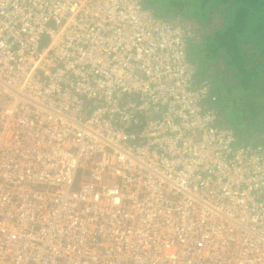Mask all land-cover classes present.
<instances>
[{"label": "built area", "instance_id": "1", "mask_svg": "<svg viewBox=\"0 0 264 264\" xmlns=\"http://www.w3.org/2000/svg\"><path fill=\"white\" fill-rule=\"evenodd\" d=\"M143 0H0V264H264V145Z\"/></svg>", "mask_w": 264, "mask_h": 264}, {"label": "trees", "instance_id": "2", "mask_svg": "<svg viewBox=\"0 0 264 264\" xmlns=\"http://www.w3.org/2000/svg\"><path fill=\"white\" fill-rule=\"evenodd\" d=\"M143 2L160 17L182 15L183 21L193 18L202 25L221 15L220 26L189 39L187 56L199 77L213 81L211 92L220 104L216 123L233 129L236 145H264V0ZM223 73L231 75L228 86Z\"/></svg>", "mask_w": 264, "mask_h": 264}, {"label": "rangeland", "instance_id": "3", "mask_svg": "<svg viewBox=\"0 0 264 264\" xmlns=\"http://www.w3.org/2000/svg\"><path fill=\"white\" fill-rule=\"evenodd\" d=\"M165 18H169V20L177 21V22H185V21H183V19L187 20V18L183 17L182 15L165 17ZM188 21H191V23L194 25L195 37L197 36V38H198V37H201L202 33H204L206 30H209L211 26L212 27L220 26L223 20L221 18V15L219 14V15H215L214 17H212L211 20L208 23H206V25H202V24L198 23V21H195L193 18H191V20H188ZM211 69H213V70L216 69L215 65H213V68H211ZM222 79H224L227 86L230 85L232 82L231 75L227 74V73L222 74Z\"/></svg>", "mask_w": 264, "mask_h": 264}, {"label": "crops", "instance_id": "4", "mask_svg": "<svg viewBox=\"0 0 264 264\" xmlns=\"http://www.w3.org/2000/svg\"><path fill=\"white\" fill-rule=\"evenodd\" d=\"M153 13H154V10H153ZM154 14L157 15L156 13H154ZM157 16H158V15H157ZM194 65H195V63H194ZM194 68H195V77H196L197 81H199V80H200L201 78H203V77H204V78H205V77H207V78L209 77V76H207V75H206V76H203V77H199V76L197 75V73H196L197 66L195 65ZM196 75H197L198 77H197Z\"/></svg>", "mask_w": 264, "mask_h": 264}, {"label": "clouds", "instance_id": "5", "mask_svg": "<svg viewBox=\"0 0 264 264\" xmlns=\"http://www.w3.org/2000/svg\"><path fill=\"white\" fill-rule=\"evenodd\" d=\"M191 22V21H190ZM195 36V35H194ZM193 39V38H192ZM206 78V77H205ZM206 79H208V78H206ZM209 81H210V79H208ZM211 90H213V88H212V86H211ZM214 93V92H213ZM215 94V93H214ZM216 95V94H215ZM216 99H217V96H216ZM216 103V106H217V108H218V111L220 112V107H219V101H217V102H215ZM230 128V127H229ZM233 130V129H232Z\"/></svg>", "mask_w": 264, "mask_h": 264}, {"label": "flooded vegetation", "instance_id": "6", "mask_svg": "<svg viewBox=\"0 0 264 264\" xmlns=\"http://www.w3.org/2000/svg\"><path fill=\"white\" fill-rule=\"evenodd\" d=\"M206 78H207V77H206ZM208 79H210L211 86H212V88H213V81H212L211 77H208Z\"/></svg>", "mask_w": 264, "mask_h": 264}]
</instances>
